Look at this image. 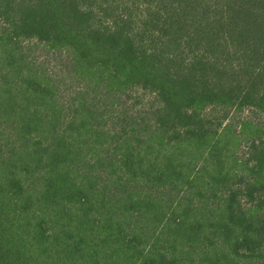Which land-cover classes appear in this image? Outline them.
Returning a JSON list of instances; mask_svg holds the SVG:
<instances>
[{
	"label": "trees",
	"instance_id": "1",
	"mask_svg": "<svg viewBox=\"0 0 264 264\" xmlns=\"http://www.w3.org/2000/svg\"><path fill=\"white\" fill-rule=\"evenodd\" d=\"M0 264H264V0H0Z\"/></svg>",
	"mask_w": 264,
	"mask_h": 264
},
{
	"label": "rangeland",
	"instance_id": "2",
	"mask_svg": "<svg viewBox=\"0 0 264 264\" xmlns=\"http://www.w3.org/2000/svg\"><path fill=\"white\" fill-rule=\"evenodd\" d=\"M250 115H252L249 111H245V112H243L242 114H241V117H243V118H245V117H248V116H250Z\"/></svg>",
	"mask_w": 264,
	"mask_h": 264
}]
</instances>
